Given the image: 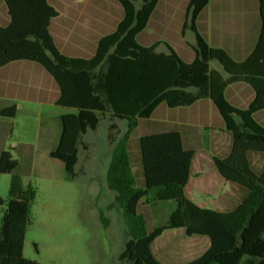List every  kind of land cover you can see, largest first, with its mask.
Instances as JSON below:
<instances>
[{"label":"trees","instance_id":"16d2710c","mask_svg":"<svg viewBox=\"0 0 264 264\" xmlns=\"http://www.w3.org/2000/svg\"><path fill=\"white\" fill-rule=\"evenodd\" d=\"M3 1L10 22L0 27V69L21 61L38 64L57 84L56 106L77 111L61 116L58 143L49 153L50 158L64 163L69 180L77 176L83 135L95 131L108 114L127 122L118 139L111 133L116 126L109 127L114 148L107 184L116 194L130 236L119 260L127 264H164L153 252L155 241L166 231L183 229L187 236L210 240L205 253L184 264H264V172L255 174L248 160L250 152L264 153V127L254 117L264 109V0H257L262 19L259 41L243 62L210 47L197 32L195 20L209 0L190 2L185 28L196 33L192 62L183 60L170 46L166 53L158 51V44H139L138 36L147 28L159 0H118L124 9L123 20L114 33L100 39L95 54L87 58L70 57L58 50L50 25L59 13L49 0ZM213 61L228 77L211 69ZM235 83L249 84L256 92L246 109L234 107L225 97L226 88ZM208 98L233 136L230 156L214 159L215 167L224 180L248 191L246 199L228 213L202 208L186 195L195 151L184 148L179 132L140 138L143 187L138 186L131 162L129 143L139 120L152 118L162 104L177 109ZM16 115V105L0 110L2 118L13 119ZM17 166L10 151L1 153L0 176L12 173ZM10 196L12 202L0 224V264H41L25 258L23 253L36 191L24 190L19 177L14 176ZM142 202L153 206L174 203L176 208L164 223L149 231L145 216L139 213ZM4 205L0 197V206ZM101 220L108 225L104 213Z\"/></svg>","mask_w":264,"mask_h":264},{"label":"crops","instance_id":"0c3cea01","mask_svg":"<svg viewBox=\"0 0 264 264\" xmlns=\"http://www.w3.org/2000/svg\"><path fill=\"white\" fill-rule=\"evenodd\" d=\"M191 1L159 0L143 31L147 30L148 36L143 46L158 44V51L166 53L170 46L183 60L192 62L195 59L192 47L196 44V33L189 27L185 28ZM49 2L59 13L51 22V35L58 50L70 57L93 56L100 39L114 33L124 18V9L118 0ZM9 22L7 8L0 1V27L7 26ZM195 27L210 47L222 49L233 60L243 62L252 55L261 35L259 2L209 0L197 16ZM179 33L181 40H178ZM211 69L228 77L223 69L212 65ZM58 97L54 79L34 62H15L0 69V110L21 100L41 106H56ZM225 97L234 107L246 109L255 100L256 92L249 84L235 83L226 88ZM64 114L67 113L57 116L60 122ZM254 117L264 127V109ZM148 121L152 125L143 136L177 131L182 136L184 148L195 151L191 176L185 188L186 195L194 203L202 208L228 213L246 199L247 189L224 180L215 167L214 159L223 160L230 156L233 136L211 99H202L192 106L177 109H167L162 104ZM140 123L141 120L138 128ZM14 124V118L0 117V137L10 136ZM49 131L41 130L36 142V146L44 145L48 153L57 145L60 135L57 133L56 139L55 135L48 134ZM18 145L25 151L32 146L23 142ZM9 147L10 151L15 149L12 145ZM0 151H6V146ZM248 160L255 174L264 172V153L250 152ZM173 231L178 233L177 238L181 241L176 249L162 251L155 245L157 240L153 245L155 256L164 264H184L197 259L210 248L207 237L187 236L183 229Z\"/></svg>","mask_w":264,"mask_h":264},{"label":"rangeland","instance_id":"374dc122","mask_svg":"<svg viewBox=\"0 0 264 264\" xmlns=\"http://www.w3.org/2000/svg\"><path fill=\"white\" fill-rule=\"evenodd\" d=\"M0 1L6 7L5 2ZM136 5L139 8L141 2ZM147 39L146 30L138 37V42L144 45ZM181 39L179 33L178 40ZM211 65L222 69L216 61ZM12 105L17 106L13 132L10 136L0 137V150L6 146V151H10L9 146L12 145L15 149L10 152L18 166L12 173L0 176V197L6 202L0 206V224L12 202L11 183L17 176L24 190L31 188L36 191V199L31 203L32 221L24 241L25 258L41 264H127L121 262L119 256L130 238L129 231L123 210L116 202V194L107 184L114 148L109 139V127L111 124L116 126L111 133L118 139L126 130L127 122L108 114L95 131L89 130L84 134L75 169L77 176L69 180L64 163L50 158L44 145L36 146V142L39 132L46 129L57 139V133L61 131L57 116L77 111L22 100L8 106ZM151 125L148 119L141 120L129 143L133 172L140 187L144 186L140 138ZM21 142L32 146L25 151L18 145ZM175 208L174 203L153 206L142 202L139 213L145 216L147 228L152 231L164 223ZM101 213L109 221L107 226L101 220ZM177 235L173 230L166 231L157 239L156 247L166 252L176 249L181 242Z\"/></svg>","mask_w":264,"mask_h":264}]
</instances>
